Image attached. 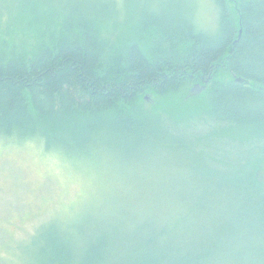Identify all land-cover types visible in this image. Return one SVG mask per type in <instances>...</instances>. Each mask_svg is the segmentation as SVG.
Instances as JSON below:
<instances>
[{"label":"trees","instance_id":"trees-1","mask_svg":"<svg viewBox=\"0 0 264 264\" xmlns=\"http://www.w3.org/2000/svg\"><path fill=\"white\" fill-rule=\"evenodd\" d=\"M35 1L42 4L27 6L40 18ZM59 3L61 17L42 11L47 34L33 50L0 39V139L39 140L103 169L115 186L113 212L72 229L50 221L29 244L30 264H264V162L240 168L239 158L224 160L211 133L245 126L264 157V0H213L212 33L198 25L195 9L174 4L167 27L142 17L123 23L128 38L112 41L103 32L122 26L112 17L115 0L50 7ZM144 27L146 35L136 34ZM189 84L205 87L199 112L145 110V94L165 99ZM199 123L211 125L207 136L196 133L192 144L178 138ZM110 139L130 152L162 145L196 154L206 174L185 164L182 180L196 177L195 186L158 187V205L132 216L138 194L118 183L115 167L92 158ZM144 176L132 181L150 180Z\"/></svg>","mask_w":264,"mask_h":264},{"label":"rangeland","instance_id":"rangeland-1","mask_svg":"<svg viewBox=\"0 0 264 264\" xmlns=\"http://www.w3.org/2000/svg\"><path fill=\"white\" fill-rule=\"evenodd\" d=\"M29 1L31 0H0V39L14 41L18 44L17 47L24 51L33 50L47 34V23L42 21V11L46 14L53 11V14L61 17L65 7L60 3L50 7L54 0H42V4L35 1L34 9L40 17L35 18L27 6ZM178 1L115 0L116 10L112 17L117 18L121 22L118 24L122 26L115 30L113 25H107L103 33L110 41L128 38L130 31L123 23L137 22L142 17H155L161 25L167 27L174 14V4L184 13L186 11L183 5L188 9L192 8V11L195 9L194 16L196 17L197 13L198 25L205 31L213 32L210 30L214 29L218 15V8L213 0ZM139 29L140 32H136L138 35H146L148 32L146 27ZM204 93L205 87L189 84L173 95L164 96L165 99L145 94L144 108L152 111V108L159 110L164 106L171 109L169 112L175 115L178 114L177 110L194 114L201 110V94ZM196 125L197 128L183 127L182 131L191 134L180 133L178 138L192 144L190 139L196 133L207 136L211 125ZM212 128V136L214 134V138L219 142L224 160L239 158L240 168L246 164L264 162L261 146L258 147L255 136L245 126L241 129L237 126ZM103 134L100 133V136ZM110 140L107 144L103 143L105 152H94L92 158L102 159L103 167H115L116 170L112 171L118 178V183L131 186L138 194L133 198L136 208L132 216H146L145 210L158 205V187L174 189L184 186L182 188L187 189L195 186L196 177L182 180L187 178L182 172L185 164H189L193 169H203V174H206L204 162L195 156L196 154L190 156L189 153L171 152L162 145L153 151L130 152L123 148L124 145L120 141ZM28 141L0 139V264H30L28 252L32 247L29 244L38 231L50 221L72 229L90 216L99 218L110 216L113 212L111 199L115 186L104 179L106 171L95 167L90 161L50 151L39 140ZM138 146L142 147L143 144L139 143ZM141 174L146 178L149 176L150 180L132 181ZM116 197L119 198L117 189Z\"/></svg>","mask_w":264,"mask_h":264},{"label":"bare ground","instance_id":"bare-ground-1","mask_svg":"<svg viewBox=\"0 0 264 264\" xmlns=\"http://www.w3.org/2000/svg\"><path fill=\"white\" fill-rule=\"evenodd\" d=\"M170 127V126H169ZM171 129V128H170ZM149 150V149H148Z\"/></svg>","mask_w":264,"mask_h":264}]
</instances>
